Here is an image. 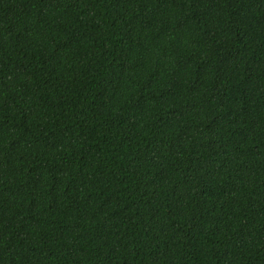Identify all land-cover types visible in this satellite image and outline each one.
Here are the masks:
<instances>
[{"label":"trees","instance_id":"trees-1","mask_svg":"<svg viewBox=\"0 0 264 264\" xmlns=\"http://www.w3.org/2000/svg\"><path fill=\"white\" fill-rule=\"evenodd\" d=\"M0 264H264V0H0Z\"/></svg>","mask_w":264,"mask_h":264}]
</instances>
